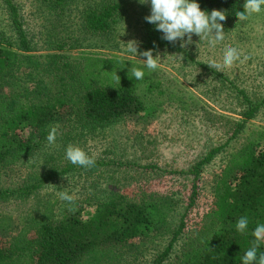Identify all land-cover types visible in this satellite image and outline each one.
<instances>
[{
	"label": "rangeland",
	"instance_id": "374dc122",
	"mask_svg": "<svg viewBox=\"0 0 264 264\" xmlns=\"http://www.w3.org/2000/svg\"><path fill=\"white\" fill-rule=\"evenodd\" d=\"M14 1L21 9L33 55L50 57L46 70L54 79L46 85L52 95L61 91L65 102L48 108L51 115L47 131L51 126L58 127L55 144L49 145L46 139L31 158L0 168V189L22 187L52 169L62 170L71 164L65 158L69 144L81 147L95 161L110 165L81 168L59 177L26 199L1 201L0 223L16 232L22 229L24 221L30 222L36 215L64 217L69 212L66 202L59 198V192L64 190L74 195L72 211L80 212L84 221L110 196L124 194L136 202L148 201L150 195L163 197L170 205L168 224L154 237L133 241L120 263L150 264L169 246L186 213L193 177L142 167L157 165L169 171L189 169L211 148L224 144L245 120L246 105L236 89L245 91L256 102L264 99V13L244 21L238 19L233 26L223 29L224 40L214 48H209L207 41L200 40L196 34H192L191 43L187 42V36L183 41L171 42L173 48L153 53L159 56L158 68L149 71L143 61L146 57L141 53L145 51L143 33L145 17L151 14L150 3L117 0L124 10L117 16L113 30L94 34L83 28L81 11L76 5L65 12V9L42 5L40 0ZM0 32L14 39L8 12L1 0ZM129 42L137 44V55L127 52ZM225 47H235L240 54L239 60L227 68L221 66ZM90 59L116 61L117 74L123 71L133 76L129 71L131 66L143 69L157 85L152 92L143 85L136 86L145 111L103 127L82 122V111L73 99L82 91V72ZM213 61L215 65L210 67L208 64ZM65 65H70V75L60 80L55 74H61ZM100 79L98 86L110 87L117 83L103 74ZM65 87L69 88L68 94H64ZM258 135H264V105L229 146L205 166L197 205L188 212L185 232L175 243L167 264L180 262L186 240L203 227L213 203L215 184L229 160ZM118 163L136 166L120 167ZM5 234L3 231L4 237Z\"/></svg>",
	"mask_w": 264,
	"mask_h": 264
},
{
	"label": "trees",
	"instance_id": "16d2710c",
	"mask_svg": "<svg viewBox=\"0 0 264 264\" xmlns=\"http://www.w3.org/2000/svg\"><path fill=\"white\" fill-rule=\"evenodd\" d=\"M1 1L8 12L14 39L10 40L6 32H0V168L31 158L40 151L48 135L51 115L48 108L65 102L61 99V91L57 90L58 94L52 95L46 85L47 81L54 79L46 70L50 57L33 55L34 49L20 7L14 0ZM40 2L51 8L65 9V12L76 5L81 11L83 28L94 34L110 33L117 16L124 10L123 4L117 0ZM198 2L202 10L224 12L223 29H227L238 20L236 12L244 11L245 0ZM143 34L142 49L145 51L154 53L173 48L171 42L162 39L163 33L149 22H145ZM115 63L108 59H90L83 68L82 91L73 99L82 111V122L103 127L145 111L136 86L143 85L152 92L157 85L146 75L137 80L123 71L117 74ZM69 68L70 65L63 66L62 73L57 72L55 77L66 79L70 75ZM101 74L117 80V83L110 87L98 86ZM68 90L65 87L64 94H68ZM236 91L246 105L245 120L237 125L224 144L211 148L187 170L169 171L157 165L142 167L169 175L193 177L186 213L169 246L150 264H167L175 243L185 232L188 212L197 205L205 166L229 146L244 130L246 122L253 119L264 105V99L256 102L245 91ZM261 142H264V135H258L231 157L215 184L213 203L203 227L186 240L178 264H242L244 252L255 239L252 231L257 224L264 223V146ZM108 165L96 161L92 169ZM81 168L69 164L62 170L48 171L25 186L0 189V202L26 199L59 177ZM161 198L150 195L148 201L136 202L124 194L110 196L97 205L96 211L86 221L80 212L72 211L75 208L72 206V210L62 218L36 215L30 222L24 221L22 229L16 232L0 223V264H120L133 241L154 237L168 224L170 205ZM241 216H246L249 221L244 234L236 230V222ZM3 231L6 232L5 237ZM262 253L264 244L258 249V255Z\"/></svg>",
	"mask_w": 264,
	"mask_h": 264
},
{
	"label": "clouds",
	"instance_id": "9594fccd",
	"mask_svg": "<svg viewBox=\"0 0 264 264\" xmlns=\"http://www.w3.org/2000/svg\"><path fill=\"white\" fill-rule=\"evenodd\" d=\"M141 3H150L151 14L146 16L147 22L155 25L157 31L163 33L162 39L168 42H175L177 39L181 41L187 36V42H192V34L200 37V40H206L209 48L216 47L224 40L223 21L226 16L220 10H202L198 0H140ZM264 13V0H245L244 11L236 12L239 21L247 20L249 16ZM128 45L127 52L137 55V44L135 42L126 43ZM184 45L182 44V47ZM144 64L149 71L158 68L159 56H154L152 50H146L141 53ZM239 52L235 47H225L223 50L222 67H231L234 62L239 60ZM210 67L215 62L208 64ZM131 74L141 80L145 77L143 69L131 66ZM117 78L120 77L116 74ZM58 127L51 126L46 137L49 145H54L58 136ZM65 158L73 165H79L82 168L90 169L95 166L96 161L93 157L79 146L69 144L65 149ZM59 198L66 202L69 210L75 201L73 194L67 190L59 192ZM248 218L241 216L236 222V230L241 234L246 233L248 229ZM255 238L252 246L249 247L241 258L242 264H264V253L258 255V249L264 244V223L256 225L252 231Z\"/></svg>",
	"mask_w": 264,
	"mask_h": 264
}]
</instances>
